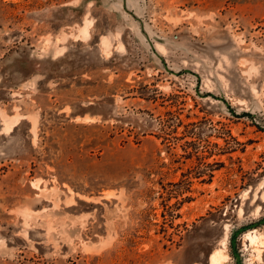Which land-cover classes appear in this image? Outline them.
Listing matches in <instances>:
<instances>
[{"label":"rangeland","instance_id":"rangeland-1","mask_svg":"<svg viewBox=\"0 0 264 264\" xmlns=\"http://www.w3.org/2000/svg\"><path fill=\"white\" fill-rule=\"evenodd\" d=\"M217 250L264 264V0H0V264Z\"/></svg>","mask_w":264,"mask_h":264},{"label":"bare ground","instance_id":"bare-ground-1","mask_svg":"<svg viewBox=\"0 0 264 264\" xmlns=\"http://www.w3.org/2000/svg\"><path fill=\"white\" fill-rule=\"evenodd\" d=\"M251 234H249V238L251 239V241H254V235L250 236ZM257 236V235H256ZM254 239V240H253ZM256 241V240H255ZM222 250V249H221ZM224 256H226V254H222V252L220 250H217L211 257V262L210 264H221L222 260L224 259Z\"/></svg>","mask_w":264,"mask_h":264}]
</instances>
